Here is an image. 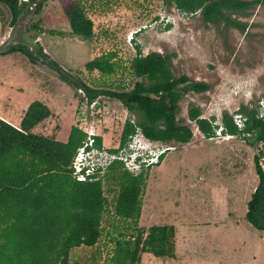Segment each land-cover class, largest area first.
I'll return each instance as SVG.
<instances>
[{
  "label": "rangeland",
  "instance_id": "1",
  "mask_svg": "<svg viewBox=\"0 0 264 264\" xmlns=\"http://www.w3.org/2000/svg\"><path fill=\"white\" fill-rule=\"evenodd\" d=\"M68 1L43 0L25 29L72 80L96 90L131 89L139 80L129 68L138 44L142 54L173 52V75L203 81L208 89L187 92L178 101L176 118L192 130L188 142L152 143L139 132L133 135L130 151L143 147L149 153L155 146L172 147L159 164L129 172L142 171L145 177L138 218L133 222L114 215L117 185L102 178L106 201L97 241L71 248L67 264H112L116 243H131L138 229L145 232L151 225L173 226V256L139 251V263L264 264V230L253 228L244 217L257 183L253 155L262 151L258 163L264 169V144H248L241 135L205 138L187 118L191 106L199 107L200 117L213 116L215 122L220 121L222 111L234 113L240 104L258 105L260 112L264 104V3L244 13L225 12L233 23L220 19L213 24L204 22L198 12L183 14L167 7L163 0H73L92 22V37L82 40L69 32L62 11ZM10 21L9 9L0 2V38L13 24ZM106 53H113L111 74L84 68L86 61ZM35 58L32 64L21 51L0 54V104L5 108L9 102L12 107L33 100L48 103L49 116L32 132L63 141L69 128L77 126L99 135L101 145H114L125 118L131 116L121 102L103 94L87 101L82 89L66 83Z\"/></svg>",
  "mask_w": 264,
  "mask_h": 264
},
{
  "label": "trees",
  "instance_id": "2",
  "mask_svg": "<svg viewBox=\"0 0 264 264\" xmlns=\"http://www.w3.org/2000/svg\"><path fill=\"white\" fill-rule=\"evenodd\" d=\"M11 14L10 23L21 7V0H0ZM183 14L198 12L204 22L217 23L228 19L225 12L244 13L264 3V0H163ZM62 11L71 35L82 40L92 37V22L84 14L78 1L70 0ZM241 28H243L241 26ZM21 51L29 61L37 59L22 45L6 53ZM42 57H48L41 49ZM113 53L96 56L84 63L87 71L97 70L111 74ZM173 52L149 51L142 54L135 44L130 71L139 80L127 91L96 90L80 81H74L53 60H42L57 72L66 83L82 89L86 100L99 94L115 98L131 115L126 117L118 138V147L136 132L145 139L159 143L188 142L192 130L176 118L179 99L187 92L200 93L208 89L207 83L189 79L187 75H173L170 64ZM264 98V89H263ZM257 106L240 104L235 112L244 117L240 130L232 121L231 113L222 111V132L241 135L248 144H264V121L258 117ZM49 109L40 101H31L19 125L14 127L0 118V264H67L69 250L80 245L92 246L99 236L100 218L105 197L101 181L77 182L70 177L68 165L77 146L86 133L77 126L69 128L65 141L31 132V128L49 116ZM200 109L191 106L187 118L205 138L213 135V116L200 117ZM94 144L101 138L94 135ZM109 151H116L114 148ZM262 151L253 155V169L257 183L246 202L245 219L257 230H264V169L258 163ZM163 154L159 155V160ZM117 185L113 213L133 222L139 216V196L144 185V173L135 175L113 161L102 177ZM172 225H151L144 232L135 233L131 243H116L112 264H142L137 252H148L155 257L173 256Z\"/></svg>",
  "mask_w": 264,
  "mask_h": 264
},
{
  "label": "built area",
  "instance_id": "3",
  "mask_svg": "<svg viewBox=\"0 0 264 264\" xmlns=\"http://www.w3.org/2000/svg\"><path fill=\"white\" fill-rule=\"evenodd\" d=\"M259 110L258 117L263 118L264 121V104L260 105ZM231 116L234 125L240 130L243 126L244 117L237 112L231 113ZM212 124L215 125L212 137L228 138L230 136L229 134L222 132L220 121H212ZM86 134L85 139L76 147L68 165L70 177L77 182L101 181L107 167L113 161L121 162L122 167L128 172L140 171L143 167L152 166L158 163L159 155L172 148L170 146L162 145L155 146L150 149L149 153L146 152V155H144L142 151H130L134 146V136H131V141L128 140L126 144L121 147H115L114 149L116 151L112 152L109 151V149L112 148H106L101 144L100 146L94 144V135L92 131H87ZM135 135H137V132ZM140 148V150L144 149L143 147ZM137 156H139V159H137Z\"/></svg>",
  "mask_w": 264,
  "mask_h": 264
},
{
  "label": "water",
  "instance_id": "4",
  "mask_svg": "<svg viewBox=\"0 0 264 264\" xmlns=\"http://www.w3.org/2000/svg\"><path fill=\"white\" fill-rule=\"evenodd\" d=\"M42 1L43 0H21L22 4L15 16L13 24L7 27L4 35L0 38V54L6 53L11 47L22 45L39 60H49L48 57L44 58L39 53V39L37 37H29L25 29L27 20L39 9ZM45 64L47 65V63ZM78 89L81 90L80 88Z\"/></svg>",
  "mask_w": 264,
  "mask_h": 264
},
{
  "label": "crops",
  "instance_id": "5",
  "mask_svg": "<svg viewBox=\"0 0 264 264\" xmlns=\"http://www.w3.org/2000/svg\"><path fill=\"white\" fill-rule=\"evenodd\" d=\"M12 53V52H11ZM36 62V61H35ZM34 62H32V64H33ZM62 66V65H61ZM2 88L0 87V90H1ZM40 100V99H39ZM28 102L29 101H25L24 103H20V106H13L12 107V104L9 102L8 104H7V106H5V108H4V104L3 105H1L0 104V118L2 119V120H4V121H6L7 123H9V124H11V125H13L14 127H17L18 125H19V121H20V119H21V116L23 115V113H24V111H25V109H26V106H27V104H28ZM46 104V106L48 107V103H45ZM12 107V108H11ZM18 109H20V112H19V110ZM49 109V108H48ZM50 112V111H49ZM20 113V114H19ZM50 114V113H49ZM9 116H11V118H12V120H10V119H7L6 117H9ZM48 117V116H47ZM37 125H35V126H33L32 128H31V130L34 128V127H36ZM30 130V131H31ZM34 130V129H33ZM32 132V131H31ZM33 133H34V131H33ZM37 134V133H36ZM68 134V133H67ZM100 134V133H99ZM66 137H67V135H66ZM66 137H65V139L63 140V141H65L66 140ZM148 141H150V140H148ZM152 143H157V141H151ZM177 143V142H176ZM179 144H183V143H179ZM118 146V141L117 142H115V144L114 145H111V146H104V147H106V148H115V147H117ZM172 149V148H171ZM168 151V150H167ZM166 151V152H167ZM165 152V153H166ZM164 155V154H163ZM162 159H163V156H162V158L159 160V162L157 163V164H159L161 161H162Z\"/></svg>",
  "mask_w": 264,
  "mask_h": 264
},
{
  "label": "clouds",
  "instance_id": "6",
  "mask_svg": "<svg viewBox=\"0 0 264 264\" xmlns=\"http://www.w3.org/2000/svg\"><path fill=\"white\" fill-rule=\"evenodd\" d=\"M143 137V136H142ZM137 152H139V151H142V153L144 154V155H146V151L145 150H140V149H138V150H136ZM137 159H139V156H137Z\"/></svg>",
  "mask_w": 264,
  "mask_h": 264
}]
</instances>
